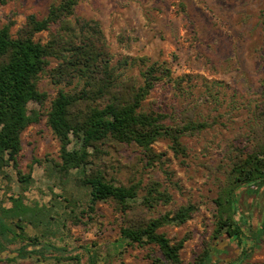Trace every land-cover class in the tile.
Listing matches in <instances>:
<instances>
[{"label":"rangeland","instance_id":"1","mask_svg":"<svg viewBox=\"0 0 264 264\" xmlns=\"http://www.w3.org/2000/svg\"><path fill=\"white\" fill-rule=\"evenodd\" d=\"M58 1L8 0L0 13L3 22L9 15L16 20V33L27 15L42 17ZM76 13L101 22L113 63L146 57L148 64L165 62L173 79L190 75L191 80L183 82L184 92L164 79L144 101L146 110L168 114L171 124L186 115L210 122L201 132L182 137L186 155L176 154L167 138L154 143V149L164 153L165 167L173 171V182L161 167L146 165L143 150L134 143L105 144L100 165L117 182L142 179L146 184L155 179L168 188L173 200L151 210L140 205L138 210L146 215L159 216L190 202L199 207L186 223L160 228L174 240L188 236L181 257L183 264H194L214 229V199L226 180L233 146H244L246 134L258 126L256 106L264 100V0H80ZM47 36L42 32L36 38L45 41ZM143 68L139 62L123 73L141 82ZM58 87L42 75L39 88L47 98L29 104L41 120L22 133L18 160L21 174L31 172V177L21 181L12 165L0 169V218L17 230V217L25 218L24 231L39 242L28 249L38 250L16 257L21 242L6 241L0 264H91V257L97 264H150L151 253L161 255L158 247L127 245L120 235L123 215L115 203L99 201L90 208V186L77 183L78 171L64 175L58 170L60 141L45 114ZM241 208L239 216H247L255 231L264 217V191L244 197ZM218 260L225 264L223 257ZM241 264H264V236Z\"/></svg>","mask_w":264,"mask_h":264},{"label":"trees","instance_id":"2","mask_svg":"<svg viewBox=\"0 0 264 264\" xmlns=\"http://www.w3.org/2000/svg\"><path fill=\"white\" fill-rule=\"evenodd\" d=\"M7 2L0 0V8ZM79 2L59 0L42 17L29 14L16 33L12 31L16 20L9 15L3 22L0 13V169L12 165L21 174L18 158L22 133L41 120L40 112L29 104L46 100L47 93L40 90L39 81L47 74L59 86L45 113L47 124L60 141L58 170L64 175L72 169L78 171L77 183L90 186V208L95 209L99 201L115 203L123 215L120 235L127 245L158 247L161 255L151 253L150 264H183L181 250L188 236L174 240L160 228L186 223L199 207L190 202L159 216L146 215L138 210L140 205L151 210L173 200L168 188L155 179L146 184L142 179H132L128 184L117 182L107 176L100 162L105 144L134 143L143 150L146 165L161 167L172 183L173 171L165 167L164 153H158L154 143L167 138L176 154L186 155L182 137L201 132L210 122L186 115L171 124L168 114L146 110L144 101L160 81L171 79L184 92L183 82L190 75L173 79L172 69L165 62L148 64L146 57L113 63L101 22L79 16ZM42 32L48 33L45 41L36 38ZM139 62L145 65L141 82L137 76L123 73ZM256 117L258 126L246 134L248 142L233 146L231 153L235 154L230 156L226 180L214 199V229L194 264H218L222 257L225 264H241L264 236V217L252 231L248 217L239 216L242 199L264 191V100L256 106ZM30 177L31 172L21 174L20 180ZM17 218L14 224L20 230L8 227L9 222L0 218V257L5 254V242L14 240L21 242L14 256L24 258L37 253L35 247L28 249L31 244H39L37 236L24 231L25 218ZM90 262L97 264L93 257Z\"/></svg>","mask_w":264,"mask_h":264}]
</instances>
